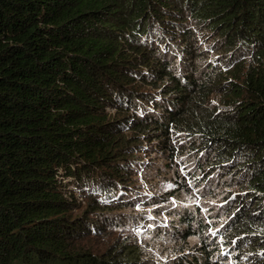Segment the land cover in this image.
Masks as SVG:
<instances>
[{
  "label": "trees",
  "instance_id": "obj_1",
  "mask_svg": "<svg viewBox=\"0 0 264 264\" xmlns=\"http://www.w3.org/2000/svg\"><path fill=\"white\" fill-rule=\"evenodd\" d=\"M0 264H264V0H0Z\"/></svg>",
  "mask_w": 264,
  "mask_h": 264
},
{
  "label": "rangeland",
  "instance_id": "obj_2",
  "mask_svg": "<svg viewBox=\"0 0 264 264\" xmlns=\"http://www.w3.org/2000/svg\"><path fill=\"white\" fill-rule=\"evenodd\" d=\"M138 179H139V184H141L143 187L142 188L143 192L144 193H150L148 191L147 187H144L145 186L144 181L141 178H138ZM165 186H167V184ZM165 186H163V188ZM215 186L216 185L207 187L206 190L210 189V191H216V190L220 189V188L217 189ZM160 190H161V188H160ZM67 196L69 197V194H67ZM74 198L78 202H80L81 205H83V206L85 205V199L80 197V195L77 192L75 193ZM206 200L211 201V202L214 201V199L212 197H207ZM170 201L172 203H175V199L171 198ZM195 202H200L203 206L206 205V203H202V200H200V198L195 199ZM155 207H157V206L153 205V204H148L146 206H141V207L138 206V207L134 208L133 210H130V212H133V213H142L143 212V213H146L148 216L151 217V215H154L153 208H155ZM136 223H131V222H127V224L119 223V224L113 226L112 228H110L105 234L89 237L78 245H80L84 248H88L95 253H102L109 246H113L115 244H118L119 242H121L123 240L136 238L139 240V243L144 242V240L145 241L151 240V238H149L148 235H146V234L142 235V233H140V229L135 227L139 223H137V224ZM152 240L154 241L153 238H152ZM157 242L158 241H156V243ZM147 247H145V248H147ZM147 250H150L151 252L154 251V250H151L150 248H147ZM153 257L155 259H160V260L162 259L160 257V254H156V253H153Z\"/></svg>",
  "mask_w": 264,
  "mask_h": 264
},
{
  "label": "snow or ice",
  "instance_id": "obj_3",
  "mask_svg": "<svg viewBox=\"0 0 264 264\" xmlns=\"http://www.w3.org/2000/svg\"><path fill=\"white\" fill-rule=\"evenodd\" d=\"M213 235H215V233H213Z\"/></svg>",
  "mask_w": 264,
  "mask_h": 264
}]
</instances>
